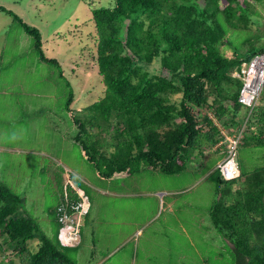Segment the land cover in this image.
Here are the masks:
<instances>
[{
    "label": "trees",
    "instance_id": "16d2710c",
    "mask_svg": "<svg viewBox=\"0 0 264 264\" xmlns=\"http://www.w3.org/2000/svg\"><path fill=\"white\" fill-rule=\"evenodd\" d=\"M0 11L42 47L38 29L3 6ZM92 17L104 98L72 109L70 81L56 59L41 53L65 80L71 138L99 176L110 180L139 168L180 174L211 152L226 155L225 145L216 146L225 132L233 136L244 123L239 146L264 147V89L256 106L247 108L239 101L244 82L236 75L264 54V0H109ZM247 29L258 35L243 48L227 37ZM240 168L241 175L228 181L216 168L210 220L231 264H264V166ZM81 206L79 194L68 193L53 210L60 220L78 224L74 215ZM89 213L90 208L84 215ZM60 228L49 236L27 199L0 177V264H78L81 244L64 245Z\"/></svg>",
    "mask_w": 264,
    "mask_h": 264
},
{
    "label": "rangeland",
    "instance_id": "374dc122",
    "mask_svg": "<svg viewBox=\"0 0 264 264\" xmlns=\"http://www.w3.org/2000/svg\"><path fill=\"white\" fill-rule=\"evenodd\" d=\"M108 4L0 0V6L42 35L40 48L13 16L0 11V177L27 199L49 236L54 238L62 225L64 245L78 240V264H231L233 258L210 220L216 168L225 154L211 152L177 175L139 168L108 180L71 138L65 80L43 60L41 51L60 63L70 81L72 109L104 98L92 10ZM257 35L247 29L228 32L227 37L243 48L245 40ZM237 161L247 172L263 167L264 147L239 146ZM68 193L82 198V208L74 215L79 225L60 220L53 210ZM88 207L90 213L84 215ZM13 258L20 263L19 257Z\"/></svg>",
    "mask_w": 264,
    "mask_h": 264
},
{
    "label": "built area",
    "instance_id": "2783aa9c",
    "mask_svg": "<svg viewBox=\"0 0 264 264\" xmlns=\"http://www.w3.org/2000/svg\"><path fill=\"white\" fill-rule=\"evenodd\" d=\"M236 75L244 82L239 101L247 108L253 109L264 89V54L255 56L249 63H245L242 75L239 73H236ZM245 128L246 124L244 123L237 134L232 136L224 133V139L217 145V147L225 145L227 148L225 158L217 167L227 181L238 178L241 175L240 164L237 161V151ZM68 231L71 230L68 229ZM72 232L75 231L73 230Z\"/></svg>",
    "mask_w": 264,
    "mask_h": 264
},
{
    "label": "clouds",
    "instance_id": "9594fccd",
    "mask_svg": "<svg viewBox=\"0 0 264 264\" xmlns=\"http://www.w3.org/2000/svg\"><path fill=\"white\" fill-rule=\"evenodd\" d=\"M71 226H74V225H71Z\"/></svg>",
    "mask_w": 264,
    "mask_h": 264
}]
</instances>
